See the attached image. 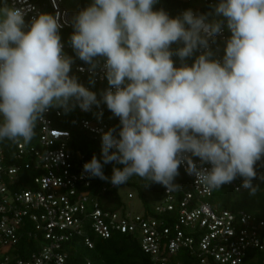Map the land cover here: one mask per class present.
<instances>
[{
    "label": "clouds",
    "instance_id": "1",
    "mask_svg": "<svg viewBox=\"0 0 264 264\" xmlns=\"http://www.w3.org/2000/svg\"><path fill=\"white\" fill-rule=\"evenodd\" d=\"M157 2L91 0L72 16L70 47L93 74L102 68L109 86L98 99L70 75L57 18L38 13L26 23L21 9L0 0V143L30 144L50 108L104 104L120 126L102 133L103 164L123 167L107 177L93 156L83 165L89 177L118 187L135 176L176 190L186 162L208 193L240 177L255 196L264 157V0H218L210 13L176 17L154 10ZM225 27L230 35L215 59L210 41Z\"/></svg>",
    "mask_w": 264,
    "mask_h": 264
},
{
    "label": "built area",
    "instance_id": "2",
    "mask_svg": "<svg viewBox=\"0 0 264 264\" xmlns=\"http://www.w3.org/2000/svg\"><path fill=\"white\" fill-rule=\"evenodd\" d=\"M198 1L209 7L218 2ZM8 3L25 13L26 23L38 13H47L57 18L60 30L70 27V15L62 0H8ZM201 5L191 10L203 14L199 12ZM229 35L225 27L215 43L210 41L213 58H222ZM63 45L64 53L69 56L72 48ZM70 75L91 78L93 83L85 87L95 92L98 99L109 87L100 67L93 74L87 64L73 62ZM75 111L80 116L70 119L67 126L94 140L102 139V133L111 128L119 129L120 123L116 127L110 125L114 116L104 104L89 111L77 106ZM100 112L102 115L97 118ZM61 117L58 108L44 113L33 142L28 145L0 143V264H66L64 246L72 238L81 237L92 248L82 231L85 223L102 240L114 233L136 236L151 264H242L250 249L264 252V222L247 212L240 210L234 214L206 201L214 191L208 193L196 184L195 176L185 171L186 162L181 163L174 180L179 188L167 191L155 183L161 187V197L149 211L138 200L139 208H135L134 193L127 189L122 196L124 188L118 189L124 207L104 209L100 206L101 196L117 186L101 183L84 173L83 165L88 160L80 151L69 149L70 131L55 126ZM8 145L13 148L12 158L4 151ZM192 159L201 166L198 158ZM24 170H30L33 175L27 185L20 186V173ZM223 186L235 192L245 190L236 180ZM38 237L43 241L40 249L26 259L20 258L15 251L18 241Z\"/></svg>",
    "mask_w": 264,
    "mask_h": 264
},
{
    "label": "trees",
    "instance_id": "3",
    "mask_svg": "<svg viewBox=\"0 0 264 264\" xmlns=\"http://www.w3.org/2000/svg\"><path fill=\"white\" fill-rule=\"evenodd\" d=\"M63 6L67 9L70 15V27L59 30L61 37V42L69 44V37L73 32L71 26V18L80 9L87 6L91 0H62ZM192 7L191 0H158L157 4L154 6V10H164L168 13L170 17H176L180 14L182 10L195 9ZM199 12L207 14L212 12V7L206 5H201L199 7ZM211 19V17H209ZM176 48L177 45H172ZM196 53L192 58L187 59L185 62L189 65L192 63ZM69 56L73 58V62L80 65H86L78 57L75 56L73 50L70 51ZM172 59L176 66L180 65V61L177 57L173 56ZM77 81L81 83L84 87L89 83L88 78H82L78 75H74ZM93 87L92 89H94ZM59 109V108H58ZM61 111L62 117L57 120L55 126L61 129H67L70 131V140L68 143L69 149L71 151H80L85 158L90 161L93 156H95L103 164L101 146L102 139L94 140L86 133L79 131L78 129H69L67 122L75 117H79L75 111V107L68 111ZM111 126L119 124V119L117 117H112L109 121ZM38 125L36 131L38 129ZM33 142V140L31 141ZM5 154H10L12 158L13 148L11 145L6 146ZM113 167L122 168L123 165L116 163L103 164L104 175L110 177L112 175ZM33 169V168H32ZM255 170L257 172V177L252 180L253 186H255L258 191L255 196L249 194V190L245 189L241 192H235L233 189L226 186H222L220 193L213 194L211 197L206 199L212 205H215L219 209H228L234 214L238 211H244L252 216L256 217L258 220L264 222V157L258 161L255 165ZM24 173H20V186L27 185L30 182V177L33 173L30 170H24ZM101 183L109 181L101 180L97 178V181ZM240 184H242V179L237 177L235 179ZM146 181L140 179L139 177H132L127 184L120 185L116 190L109 192L101 196L100 206L104 209H119L124 207L123 202L118 194L119 188H127L134 193L135 199L140 201L145 207L146 211H149L151 205L159 200L161 197V187L155 183H149L145 186ZM218 191V190H217ZM226 192V198L221 200L218 198L219 194ZM83 234L91 242L92 248H88L81 237L72 238L69 243L65 244L64 249L67 252L66 264H151L150 257L145 254L139 244L138 238L130 234L114 233L108 239L102 240L99 236L94 234L89 225L85 223L82 227ZM264 239V235L262 237ZM42 239L38 237L37 240L23 238L18 241L15 247L16 253L20 258L26 259L32 252H37L40 249V245L43 243ZM15 253V254H16ZM178 258V257H177ZM180 259V257H179ZM242 264H264V252L259 250L250 249Z\"/></svg>",
    "mask_w": 264,
    "mask_h": 264
},
{
    "label": "rangeland",
    "instance_id": "4",
    "mask_svg": "<svg viewBox=\"0 0 264 264\" xmlns=\"http://www.w3.org/2000/svg\"><path fill=\"white\" fill-rule=\"evenodd\" d=\"M191 5H192V7H198L199 5H201V3H200V1H198V0H191ZM126 190H127V188H124L123 190H121V194H122V196H124L125 195V193H126ZM220 190H218V191H214L215 193L214 194H218V193H220L219 192ZM226 192H224V193H222V194H219L218 195V198L219 199H221V200H223V199H225L226 198ZM133 203H134V205H135V208H139V204H138V201L136 200V199H134L133 200Z\"/></svg>",
    "mask_w": 264,
    "mask_h": 264
}]
</instances>
